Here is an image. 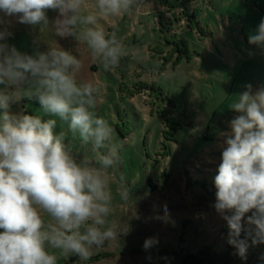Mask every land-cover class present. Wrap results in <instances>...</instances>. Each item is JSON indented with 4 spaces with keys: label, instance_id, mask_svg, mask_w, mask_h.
Masks as SVG:
<instances>
[{
    "label": "rangeland",
    "instance_id": "obj_1",
    "mask_svg": "<svg viewBox=\"0 0 264 264\" xmlns=\"http://www.w3.org/2000/svg\"><path fill=\"white\" fill-rule=\"evenodd\" d=\"M182 2L185 6H178ZM89 12L98 13L95 0H85L84 13ZM58 15L47 10L50 22ZM262 19L264 0H136L128 13L98 16L96 26L106 35L117 30L127 52L120 68L105 70L85 42L56 36L51 25L19 23L17 16L0 11V30L10 33L0 43L28 55L58 45L77 56V83L99 88L93 111L109 122L121 145L118 163L109 170V220L121 235L93 247L88 261L49 248L56 264H180L172 252L183 245V232L197 246L208 242L225 249L227 223L212 207L214 177L225 139L221 134L239 115L231 104L246 85L264 87V48L248 42ZM153 62L159 63L158 72L150 70ZM8 110L50 118L35 98L11 102ZM62 128L67 124L58 120L56 131ZM67 142L77 159L93 156L91 144L78 133H69ZM184 220L192 225L183 228ZM193 228L201 231L194 238ZM148 238L158 242L146 250ZM262 251L248 249L255 258Z\"/></svg>",
    "mask_w": 264,
    "mask_h": 264
},
{
    "label": "clouds",
    "instance_id": "obj_2",
    "mask_svg": "<svg viewBox=\"0 0 264 264\" xmlns=\"http://www.w3.org/2000/svg\"><path fill=\"white\" fill-rule=\"evenodd\" d=\"M135 3L95 0L98 13L85 14V0H0V11L17 16L19 23L51 25L56 36L85 42L103 69L111 70L121 67L127 52L117 30L106 35L96 26L98 16L118 17ZM50 9L59 13L51 22ZM8 35L0 30V41ZM248 42L264 48V19ZM80 67L77 56L58 45L28 55L0 43V264H56L49 248L88 261L93 247L121 235L109 220V170L118 163L121 145L109 122L93 111L99 88L77 83ZM159 69L153 62L150 70ZM245 88L230 107L239 115L221 134L225 139L212 205L227 223V242L242 258L250 247L264 244V87ZM24 97L37 99L50 118L10 113V103ZM58 120L67 124L66 130L56 131ZM69 133L90 143L93 156L77 159L67 142ZM120 180L126 201L129 193ZM157 242L148 238L143 247Z\"/></svg>",
    "mask_w": 264,
    "mask_h": 264
},
{
    "label": "trees",
    "instance_id": "obj_3",
    "mask_svg": "<svg viewBox=\"0 0 264 264\" xmlns=\"http://www.w3.org/2000/svg\"><path fill=\"white\" fill-rule=\"evenodd\" d=\"M178 6L184 7L185 3L182 2ZM203 186L206 187L204 184ZM190 225H192L191 221H183V228ZM193 230V233H189L193 238L201 233L198 228H193ZM185 235L187 233L183 232L180 237V243L183 244L181 248L172 252L174 257L180 261V264H264V259L261 258L264 257V244L253 246L261 247L263 250L257 258L251 252H247L246 256L242 258L237 249L228 242L225 249L218 250L214 244L208 242L197 246L194 239L185 238Z\"/></svg>",
    "mask_w": 264,
    "mask_h": 264
}]
</instances>
